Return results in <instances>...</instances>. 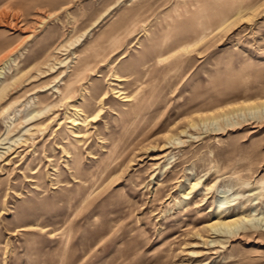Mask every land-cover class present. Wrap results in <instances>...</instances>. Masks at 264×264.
I'll list each match as a JSON object with an SVG mask.
<instances>
[{"label":"rangeland","instance_id":"rangeland-1","mask_svg":"<svg viewBox=\"0 0 264 264\" xmlns=\"http://www.w3.org/2000/svg\"><path fill=\"white\" fill-rule=\"evenodd\" d=\"M201 20L203 39L156 62ZM77 54L91 69L60 100ZM10 57L0 264H58L64 245L61 264H264V0H0ZM94 217L124 238H89Z\"/></svg>","mask_w":264,"mask_h":264},{"label":"bare ground","instance_id":"bare-ground-1","mask_svg":"<svg viewBox=\"0 0 264 264\" xmlns=\"http://www.w3.org/2000/svg\"><path fill=\"white\" fill-rule=\"evenodd\" d=\"M205 17V16H202ZM200 28L198 30H196L194 32L195 36L192 40H187L184 42H178L173 46H169L167 47V49L163 52L162 51V47L160 46L157 50V55H156V62H160L162 60H164L165 58L171 56L172 54H174L175 52H177L178 50H183V51H187L188 48L192 45H194L195 43H197L199 40L203 39L208 32L210 31L208 26L204 21H200L199 23ZM15 58L14 57H10L8 60L4 61L3 64L0 65V93L5 89V87H7V80H6V69H9L10 67V63L14 62ZM74 66L72 68V71L70 73V75L63 81V85L61 88L56 87V90L59 92L60 95V100H68L72 93L75 91V83L80 79V77L82 76V74L86 71V70H90V63L87 62L86 58L84 56H81L80 54H77V59L74 61ZM139 65H144V60L138 62ZM135 64H133V72L136 78H139L137 75V71H136V67ZM180 63H178L177 61L175 62H171L169 63V65L167 66V69L169 70H175L177 67H179ZM114 75L117 76V78L120 77L119 74H117V71H114ZM91 85L93 86L94 82H90ZM85 88L88 89V87L86 86ZM90 88V87H89ZM92 90L88 89V91L86 92H91ZM117 91H120V93H123L124 91H122L121 89H118ZM131 97H133L134 99H136L137 97H144V93H141L139 88L136 89V91L133 92V94H129ZM128 94H125L124 96L127 97L129 96ZM83 97V96H82ZM85 99V98H84ZM138 101V100H136ZM249 102L247 100H243V103ZM73 107V111L68 115V119H70V122H72V124H80L81 122H85L88 115L84 113V115H81V112H83V108H78L77 105H71ZM48 107L46 106V108H44L43 110H46ZM249 108V107H247ZM43 110L38 111L41 112ZM96 114L92 115L95 116ZM11 123H14L11 120ZM9 130V129H8ZM8 130L6 132V134L4 136L0 135V144H5V143H9L6 146L0 145V147L7 149L11 147V143L15 142L16 140H18V138L21 136L20 134H17L13 137L8 136ZM30 130V127H25L23 128V131H27ZM8 140V141H7ZM7 151V150H6ZM1 156V153H0ZM75 177L77 176L76 173H72ZM264 180H261V182H263ZM198 183V181H193L191 184V188H193L196 184ZM82 188L84 189V191L88 190L89 186L86 184H82ZM228 190V188H226V190H222V192H226ZM190 191V189L187 192H184V195L188 194ZM89 193L84 194L83 196L81 195L79 201H83L88 197ZM220 203L222 202L221 200L219 201ZM112 211V210H111ZM110 210H108V212H111ZM221 206L219 205L217 207V212L216 214L219 215L221 213ZM95 218V217H94ZM263 221H264V216H263ZM93 228L91 230V232H93V235L89 236V233L87 234L89 236V238H99V239H104L107 240V236H109L108 238V242L112 243L115 245V238H120L123 239L124 238V232L125 230L120 229V228H115V224L114 223H109V224H105L104 222H98L97 217L94 219L93 221ZM217 225H222L223 227L226 228H234L237 227L238 224L236 222L235 219L232 218H228L226 220H219L218 217L216 220H214L211 224L210 227H212L214 230L217 229ZM220 227V226H219ZM41 228V227H40ZM72 226L71 225H67L64 228H61L59 231H56L53 233V235L57 236L58 239L61 240H67L68 237L70 236V232H71ZM106 243V241H105ZM101 245H104V242H102ZM139 247V242H135L133 245L131 246H122V247H117L116 248V253L118 254V256H122V254L124 253V251H127L129 248L130 250H136V248ZM66 247L65 245L63 246L61 252H60V257L58 260V264H61V261L64 257V253H65ZM86 251L81 252V254H84Z\"/></svg>","mask_w":264,"mask_h":264}]
</instances>
